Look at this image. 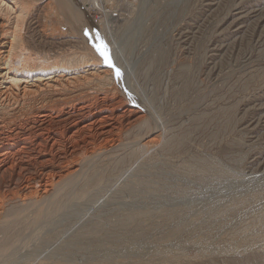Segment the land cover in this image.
Masks as SVG:
<instances>
[{"label": "rangeland", "instance_id": "rangeland-1", "mask_svg": "<svg viewBox=\"0 0 264 264\" xmlns=\"http://www.w3.org/2000/svg\"><path fill=\"white\" fill-rule=\"evenodd\" d=\"M5 135L0 264H264V0H0Z\"/></svg>", "mask_w": 264, "mask_h": 264}, {"label": "bare ground", "instance_id": "bare-ground-1", "mask_svg": "<svg viewBox=\"0 0 264 264\" xmlns=\"http://www.w3.org/2000/svg\"><path fill=\"white\" fill-rule=\"evenodd\" d=\"M9 64H10V61H8L7 62V65L9 66ZM116 101V100H115ZM75 102V101H74ZM73 102V103H74ZM115 106V105H114ZM113 106V107H114ZM120 109V108H119ZM108 110H112L111 108L110 109H108ZM126 111H129V110H126ZM131 111V110H130ZM123 112V111H122ZM134 113V112H133ZM124 113H122V114H120V115H123ZM43 118H45L46 117V114L44 113V112H42L41 111V114H40ZM40 116V117H41ZM127 116H129V115H127ZM38 117V116H37ZM122 118H123V116H122ZM72 119V118H71ZM96 120H97V118H95ZM107 117H102V118H99L97 121L96 120H94L93 122H90V123H87V124H83L82 126H80V124H79V122H77L76 120H72L71 121V123L69 124V130L71 131V133L68 135V138L67 137H65V138H67V139H71V138H75V137H77L76 135H78V133H83L82 134V136H84L85 134H87V135H89V133H96V134H101V135H106L105 137H111V134L113 133V128H114V126L111 124V123H109L107 120ZM47 120V119H46ZM63 122H65V124L67 123V119H65V118H63V120H62ZM90 121V120H89ZM92 121V120H91ZM112 121V120H111ZM43 123H44V121H42ZM60 122H61V119H60ZM113 122V121H112ZM117 122V121H116ZM39 124H41V122L39 123ZM48 124V123H47ZM62 125V124H61ZM39 126V125H38ZM45 126V125H44ZM65 126V125H64ZM46 127V126H45ZM22 128V127H21ZM41 128V127H40ZM48 129H49V127H48ZM67 129V128H66ZM23 130V129H22ZM45 130V129H44ZM46 131V130H45ZM44 133V132H43ZM40 133H38V135H39ZM8 135V134H7ZM37 136V135H36ZM35 136V137H36ZM61 136V135H60ZM117 136V135H116ZM11 137V136H10ZM15 137V136H14ZM19 137V136H18ZM27 137H29V135L27 136ZM26 137V138H27ZM33 137V136H32ZM41 137V136H40ZM47 137V136H46ZM49 137V136H48ZM85 137V136H84ZM87 137V136H86ZM89 137V136H88ZM87 137V138H88ZM91 137V136H90ZM89 137V138H90ZM23 138V137H22ZM25 138V139H26ZM102 138V137H101ZM17 139V138H16ZM28 139V138H27ZM27 139L25 140V141H27ZM35 139V138H34ZM40 139V138H39ZM23 140H24V138H23ZM33 140V139H32ZM31 140V141H32ZM47 140V139H46ZM54 140V139H53ZM52 140V143H50V144H48L47 142H45V144L44 145H42L43 146V148L41 149V152L39 153V151H38V153L37 154H32L31 156H29L30 157V159H32V163H35L36 162V159L38 158V156H34V155H39V156H42V155H44L46 158L44 159V161L47 163V161L48 162H53V161H56V156H57V153H58V151H57V149H56V151H57V153H56V151H55V146H57L56 145V143H58L59 142V140L58 139H56V140H54L53 141ZM13 141V140H12ZM18 141H19V139H18ZM24 141V142H25ZM40 141V140H39ZM41 141H42V139H41ZM81 141V140H80ZM107 141V140H106ZM23 142V141H22ZM28 142V141H27ZM29 142H30V139H29ZM74 142V141H73ZM16 143H18L17 141H16ZM61 143V142H60ZM59 143V144H60ZM63 143V142H62ZM105 143V142H104ZM39 144V143H38ZM33 145V144H32ZM49 145V147L47 148V146ZM63 145V144H62ZM76 145V144H75ZM75 145H72V147L73 146H75ZM96 145V144H95ZM16 144L14 143V142H10L9 141V138H7L6 137V135L3 137V138H1L0 137V173H1V175H0V178H3L4 177V175H6L7 174V172H9V170L11 171V173H12V171H15L17 168L18 169H22V168H24V169H28V168H31V162H29V160H28V162L27 161H25V159L24 160H22V161H20V162H18L17 164H12V162L8 159V156L9 155H14V153L12 152V151H16V152H18V153H20L22 150L21 149H16ZM34 146V145H33ZM59 146V145H58ZM92 146H94V145H92ZM22 147V146H21ZM28 147V146H27ZM25 148H26V146H25ZM31 149H32V147H30ZM29 148V149H30ZM36 148V147H35ZM57 148V147H56ZM62 148H63V146H62ZM24 149V148H23ZM29 149H26V150H29ZM68 149V148H67ZM25 150V151H26ZM86 150V149H85ZM30 151H32V150H30ZM23 152V151H22ZM29 152V151H28ZM62 152V151H61ZM61 152H59V153H61ZM77 152V151H76ZM23 154V153H22ZM28 154V153H27ZM16 155V154H15ZM25 155V154H24ZM24 155H23V157H24ZM10 157H12L13 158V156H10ZM64 157V156H63ZM92 157V156H91ZM19 158H21V157H19ZM14 159V158H13ZM12 159V160H13ZM16 161V160H15ZM39 161V160H38ZM16 163V162H15ZM39 164V163H38ZM44 165V164H43ZM53 165V164H52ZM70 171V170H69ZM67 172V171H66ZM65 172V173H66ZM34 173V172H33ZM46 173V172H45ZM19 174V173H18ZM48 174V173H47ZM50 174V173H49ZM69 174V173H68ZM30 175V174H29ZM45 175V174H44ZM63 175V174H62ZM43 176V175H42ZM46 176V175H45ZM61 176V175H60ZM31 177V176H30ZM53 177V176H52ZM9 178V177H8ZM28 178V177H27ZM39 178V177H38ZM42 178V177H41ZM49 178V177H48ZM48 178H46V177H43V179H42V183H40L41 184V187H42V192H44V191H48V190H50V189H47L46 188V186L48 185V183H49V181L50 180H48ZM25 179V178H24ZM29 180H30V178H28ZM27 179V180H28ZM35 180V179H34ZM41 180V179H40ZM39 179L37 180V181H40ZM6 181V180H5ZM36 181V182H37ZM51 181H52V178H51ZM54 181H56V180H54ZM27 182H29V181H26L25 183H24V185L23 186H25V188H29V187H31L30 186V184L29 183H27ZM5 183V182H4ZM33 183H35V182H33ZM51 183V182H50ZM55 183V182H54ZM13 184H15V183H13ZM12 184V185H13ZM39 184V183H38ZM37 184V185H38ZM20 185V184H19ZM36 185V186H37ZM52 185V184H51ZM2 186H0V188H1ZM18 187V186H17ZM32 187H34V186H32ZM51 187V186H50ZM19 188V187H18ZM24 188V189H25ZM36 188V187H35ZM14 189V188H13ZM30 189V188H29ZM37 189L38 188H36V191H37ZM9 190H11V188H9ZM4 191V190H3ZM3 191H1L0 190V205H1V203H3L2 202V200L4 201V197H5V195H4V193H3ZM6 191H8L7 189H6ZM12 191V190H11ZM13 191H15V190H13ZM23 191V190H22ZM25 191V190H24ZM17 192V191H16ZM27 192H28V190H27ZM15 193V192H14ZM20 193V192H19ZM30 193V192H29ZM28 193V194H29ZM32 193H33V190H32ZM13 194V193H12ZM24 194H27L26 192L24 193ZM24 194H23V196H24ZM27 194V195H28ZM34 194H35V191H34ZM37 194H38V191H37ZM45 194V193H44ZM18 195V194H17ZM15 195H13V197H14ZM29 196V195H28ZM43 196V195H42ZM24 198H26V197H24ZM2 207V206H1Z\"/></svg>", "mask_w": 264, "mask_h": 264}]
</instances>
